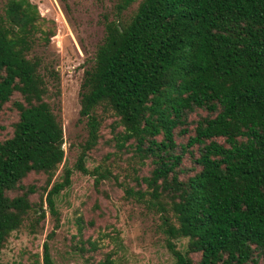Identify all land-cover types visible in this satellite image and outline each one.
<instances>
[{
    "label": "trees",
    "instance_id": "1",
    "mask_svg": "<svg viewBox=\"0 0 264 264\" xmlns=\"http://www.w3.org/2000/svg\"><path fill=\"white\" fill-rule=\"evenodd\" d=\"M103 18L70 164L56 24L31 0L0 10V255L50 214L41 263L57 264L48 240L81 174L97 195L74 209L68 246L84 264H129L122 232L97 226L98 196L116 190L158 216L173 264H264V0H116Z\"/></svg>",
    "mask_w": 264,
    "mask_h": 264
},
{
    "label": "rangeland",
    "instance_id": "2",
    "mask_svg": "<svg viewBox=\"0 0 264 264\" xmlns=\"http://www.w3.org/2000/svg\"><path fill=\"white\" fill-rule=\"evenodd\" d=\"M31 1L37 4L42 16L56 24L57 31L50 39L51 45L46 49V54L50 61L54 58L57 60L56 68L61 74V94L53 97L51 104L63 123L66 139L64 147L70 164H73L77 145L88 135L84 122H79L84 70L103 39V16L113 8L116 0ZM6 2L0 0V10ZM39 52L43 53V50ZM94 165L89 163L90 168ZM92 184L93 178L75 174L72 188L59 202L62 226L54 238L48 240L57 264H84L81 255L69 251L68 240L77 233L74 209L81 206L91 194L97 195ZM98 198L101 209L96 212L97 226L101 227L103 233L114 229L122 232L120 236L129 264H173V258L164 246L165 235L156 214L147 212L143 205L124 199L123 192L119 190L110 191L109 199L102 196ZM53 223V218L48 214L45 229L36 235L31 234L27 227L14 232L0 255L1 264L41 263L43 244L53 229ZM85 235L98 237L93 231H87ZM177 243L180 248H184L187 242ZM103 249L106 252L109 247Z\"/></svg>",
    "mask_w": 264,
    "mask_h": 264
}]
</instances>
